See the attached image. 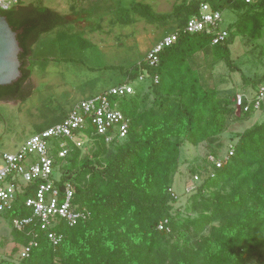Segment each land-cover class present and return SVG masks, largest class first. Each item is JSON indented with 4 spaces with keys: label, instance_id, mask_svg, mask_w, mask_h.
I'll return each mask as SVG.
<instances>
[{
    "label": "trees",
    "instance_id": "trees-1",
    "mask_svg": "<svg viewBox=\"0 0 264 264\" xmlns=\"http://www.w3.org/2000/svg\"><path fill=\"white\" fill-rule=\"evenodd\" d=\"M203 2L221 13L225 9L237 12L224 42L212 44L207 33L183 31L187 20L200 13ZM129 10L166 27L159 40L172 33L178 37L159 54L157 66L148 65L146 53L124 72L125 80L114 85L129 83L135 89L114 99L130 121L126 139L110 145L97 140L95 148L74 149L58 160L60 187L64 181L73 183L74 202L90 211L89 219L72 227L61 222L56 227L63 235L58 245L35 226L22 232L11 229L14 251L38 234V245L18 264H249L253 259L264 264V119L232 131L231 125L251 119L256 110L251 105L248 111L238 112L234 103L238 92L218 94L200 70L205 64L197 61L201 54L208 67L209 62H224L231 70L237 68L230 46L238 36L245 38L247 46L264 37V0H182L167 14L153 13L148 4L134 2L121 13L128 15ZM0 15L17 33L21 49L20 77L0 86V101L25 100L31 94L33 45L67 19L32 2ZM257 54L264 67V50ZM145 71L144 82L149 84L141 90L134 81ZM241 77L246 87L255 89V96L264 83V70L252 78ZM224 134L229 135L227 143ZM185 142L207 144L209 154L205 159L208 174L196 191L186 193L182 207L176 205L178 194L173 196V177ZM226 145L234 152L216 167L209 156L218 157ZM26 188L14 209L0 214L11 219L30 216L24 200L36 186L31 183Z\"/></svg>",
    "mask_w": 264,
    "mask_h": 264
},
{
    "label": "rangeland",
    "instance_id": "rangeland-1",
    "mask_svg": "<svg viewBox=\"0 0 264 264\" xmlns=\"http://www.w3.org/2000/svg\"><path fill=\"white\" fill-rule=\"evenodd\" d=\"M181 1L24 0L22 4L32 2L60 13L66 17L67 22L43 33L33 45L29 62V97L25 100L0 101V151L15 152L40 128L68 115L77 102L123 82L124 72L149 51L152 43L159 41L166 27L158 22L150 23L134 10L124 15L121 13L123 8L129 9L134 2H141L148 4L153 13L167 14ZM236 19L237 12L223 10L221 28L230 27ZM260 49L264 50V37L253 46H247L245 38L238 36L230 46L237 68L231 70L224 62H209L211 67H208L201 54L197 56V61L205 64L200 70L209 78L218 94L234 90L254 97L255 89L246 87L241 74L252 78L263 72L264 67L257 54ZM134 82L141 90L149 84L148 80ZM263 119L264 111L257 110L251 119L231 125L230 129L234 132L242 131ZM228 137V134H224L223 140L228 141ZM227 149L226 145L217 152L216 157L224 159ZM206 154H209L207 144L193 146L185 142L181 146L180 165L173 177V190L179 196L176 205L183 207L186 204L187 196L184 193L194 174L199 176L197 184L208 174ZM54 177H57V173ZM11 229L12 219L0 214V264H18L21 260L20 250H13ZM249 264L258 262L253 259Z\"/></svg>",
    "mask_w": 264,
    "mask_h": 264
},
{
    "label": "built area",
    "instance_id": "built-area-1",
    "mask_svg": "<svg viewBox=\"0 0 264 264\" xmlns=\"http://www.w3.org/2000/svg\"><path fill=\"white\" fill-rule=\"evenodd\" d=\"M24 0H0V11H7L21 5ZM251 3L255 0H244ZM222 13L213 10L207 3H201L200 13L187 20L183 29L189 34L207 33L212 36V44L224 42L228 37L226 28H221ZM178 34L172 33L161 38L147 52L145 61L155 67L159 63L162 50L174 43ZM148 73L140 74L139 80L144 81ZM157 81L158 77L155 76ZM132 84L126 83L111 87L109 90L83 99L75 104L68 115L59 123L32 135L12 153L0 151V213L12 211L20 194L25 193L29 184L36 188L24 200V206L31 211L30 216L12 219V229L22 232L35 226L44 231L47 238L58 245L63 235L56 227L65 222L72 227L80 221L89 219L91 213L86 208H79L74 202L75 188L71 181L62 182L59 159H66L74 149L86 152L95 148L97 140L110 145L126 139L129 130V119L118 109L115 98L133 94ZM235 108L248 111L252 107L257 111L264 106V83L260 85L254 97L245 93H237L234 98ZM229 146L228 156L233 154ZM227 154L225 157H227ZM209 161L216 167L222 165V159L209 156ZM57 173V177L54 174ZM198 175L193 176L185 194L197 189ZM196 186V187H194ZM195 188V189H194ZM173 196L176 197L175 192ZM167 220L160 222L159 229H164ZM34 234L33 240L20 248L21 258L28 257L31 250L38 245Z\"/></svg>",
    "mask_w": 264,
    "mask_h": 264
},
{
    "label": "water",
    "instance_id": "water-1",
    "mask_svg": "<svg viewBox=\"0 0 264 264\" xmlns=\"http://www.w3.org/2000/svg\"><path fill=\"white\" fill-rule=\"evenodd\" d=\"M20 51L17 33L0 15V86L10 85L20 77Z\"/></svg>",
    "mask_w": 264,
    "mask_h": 264
},
{
    "label": "crops",
    "instance_id": "crops-1",
    "mask_svg": "<svg viewBox=\"0 0 264 264\" xmlns=\"http://www.w3.org/2000/svg\"><path fill=\"white\" fill-rule=\"evenodd\" d=\"M157 42H158V41H155L154 43H152L151 47H152L155 43H157ZM151 47H150V48H151ZM150 48H149V49H150ZM143 55H144V54H142V56H143Z\"/></svg>",
    "mask_w": 264,
    "mask_h": 264
}]
</instances>
